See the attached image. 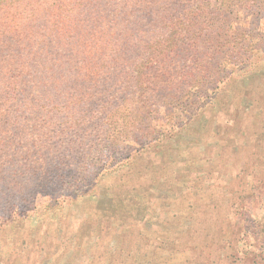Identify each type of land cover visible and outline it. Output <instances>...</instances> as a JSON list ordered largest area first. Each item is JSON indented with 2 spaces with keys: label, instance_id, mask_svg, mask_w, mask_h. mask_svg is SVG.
I'll return each instance as SVG.
<instances>
[{
  "label": "rangeland",
  "instance_id": "1",
  "mask_svg": "<svg viewBox=\"0 0 264 264\" xmlns=\"http://www.w3.org/2000/svg\"><path fill=\"white\" fill-rule=\"evenodd\" d=\"M92 2L0 0V264H249L264 0Z\"/></svg>",
  "mask_w": 264,
  "mask_h": 264
},
{
  "label": "trees",
  "instance_id": "2",
  "mask_svg": "<svg viewBox=\"0 0 264 264\" xmlns=\"http://www.w3.org/2000/svg\"><path fill=\"white\" fill-rule=\"evenodd\" d=\"M114 1V0H110L109 2H107L106 0H93V2L91 3V8H89V10H97L94 13L95 15H98L99 17L105 16L108 17V15L111 12L112 9V4L110 5V3ZM112 13V12H111ZM102 15V16H101ZM3 51V50H2ZM2 51H0L2 53ZM21 51H17L13 54L10 55V63H8L9 65L7 66H1L0 69V79L3 80L6 78L7 74L5 73L6 67H11L14 68L13 65H16L17 67L15 68V71L12 75H15L18 70H21V68L24 67V64L28 66V64H34L33 61H36V58H38L40 60L41 57H38L39 55L37 54V52H32V53H24L21 54ZM48 55V54H47ZM28 58H31L30 60H27ZM55 67V66H54ZM22 74V73H21ZM18 73V75H21ZM23 74H26L25 71H23ZM32 75V73H30ZM25 77L30 78L27 74L24 75V79ZM3 146L5 148H9V143H4ZM75 163V162H74ZM65 165V164H63ZM3 166V165H2ZM1 166V167H2ZM88 170L85 168H83L82 170V175H85V173H87ZM4 175V173L2 174V176ZM72 178V177H70ZM77 180H80V182H83V179H80V177L77 178ZM78 182V181H77ZM77 186L80 187L82 186L81 183H77ZM8 188L3 187L2 189H0V197H2V199H0V202H6L7 204V197H6V192H8ZM86 193L84 190L79 191L78 195H82ZM77 196V195H76ZM262 219H251L248 218L246 221V226H245V233H246V237L252 239V241H254L253 243H249L247 244V247L245 249V251L243 252L242 256L243 257H247L248 253L250 251H253L255 253L253 259H251L249 264H264V222L262 221Z\"/></svg>",
  "mask_w": 264,
  "mask_h": 264
}]
</instances>
